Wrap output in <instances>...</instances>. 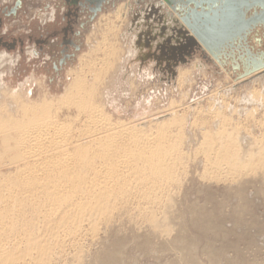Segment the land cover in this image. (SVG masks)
I'll return each mask as SVG.
<instances>
[{
    "label": "rangeland",
    "instance_id": "1",
    "mask_svg": "<svg viewBox=\"0 0 264 264\" xmlns=\"http://www.w3.org/2000/svg\"><path fill=\"white\" fill-rule=\"evenodd\" d=\"M16 2L0 0V55L7 56L0 61V94L6 90L0 108L14 104L6 97L13 90L28 103L40 102L44 94L54 100L61 96L81 57L89 52L93 59L104 58L103 51L91 53L101 41V17L123 3L128 15L113 41L115 68L101 74L98 100L113 121L151 120L154 127V120L172 110L180 118V125L167 130L171 143L179 140L171 166L175 181L157 194L159 200L119 204L110 218L99 221L97 233L92 236L85 224L82 233L91 234L65 238L64 251H56L46 264H264V69L242 77L239 61V70H233L230 58L215 59L200 44L182 56L186 46L179 52L176 36L167 40V28L159 30L162 23L178 26L165 3L158 7L161 0H106L96 13L82 8L85 0L70 5L20 0L21 7L9 14ZM68 28L69 43L63 39ZM257 34L263 40L257 47L247 39L253 52L264 51V33ZM170 48L172 54L165 56ZM181 68L190 76L177 81ZM252 90L263 98L248 100ZM221 142L230 148L220 149ZM232 148L237 160L244 157L242 164L229 160L237 154ZM140 204L145 212H139Z\"/></svg>",
    "mask_w": 264,
    "mask_h": 264
},
{
    "label": "bare ground",
    "instance_id": "2",
    "mask_svg": "<svg viewBox=\"0 0 264 264\" xmlns=\"http://www.w3.org/2000/svg\"><path fill=\"white\" fill-rule=\"evenodd\" d=\"M122 8L123 3L111 16H102L99 21L103 26L101 41L95 42L91 53L103 51L104 58L93 59L87 55L89 52L81 57L79 67L69 73L70 84L57 99H48L44 94L40 102L28 103L14 90L6 92L14 104H9V109L0 108V264L49 263L56 251H64L65 238L78 234L85 224L93 236L99 221L108 215L110 218L121 207L119 204L132 199L154 202L159 192L175 181L171 166L176 163L179 140L174 142L176 146L171 143L172 135H167V130L169 125H180L176 112L157 118L151 127V120L113 121L104 101L98 100L99 86H103L101 74L115 68L113 41L128 15ZM188 38L195 41L189 32ZM171 50L165 56L172 54ZM5 57L7 60L5 54L0 55V61ZM189 76V71L181 68L177 81ZM247 96L254 102L263 98L257 90ZM144 124L147 128L141 127ZM228 146L222 143L219 148ZM237 155L238 152L230 155L229 160L237 164L243 157L237 160ZM234 163L229 162L232 166ZM138 206L140 213L146 211L143 204Z\"/></svg>",
    "mask_w": 264,
    "mask_h": 264
},
{
    "label": "water",
    "instance_id": "3",
    "mask_svg": "<svg viewBox=\"0 0 264 264\" xmlns=\"http://www.w3.org/2000/svg\"><path fill=\"white\" fill-rule=\"evenodd\" d=\"M163 3L177 15L174 23L185 27L182 34L190 32L213 58H230L233 70L239 61L242 77L264 69V51L253 52L247 41L254 28L264 30V0H161L158 7Z\"/></svg>",
    "mask_w": 264,
    "mask_h": 264
},
{
    "label": "crops",
    "instance_id": "4",
    "mask_svg": "<svg viewBox=\"0 0 264 264\" xmlns=\"http://www.w3.org/2000/svg\"><path fill=\"white\" fill-rule=\"evenodd\" d=\"M163 24V23H162ZM162 24H159V30L161 29V30H163V29H166V26H162ZM165 25V24H164ZM161 26V27H160ZM170 28V29H169ZM176 27H168V31H169V36H167V40H170V39H172L174 36L173 35H175V36H179V43L178 44H175L176 45V47H178L179 49H178V51L180 52V50L182 49V50H184V47L186 46V48H185V50L183 51V54H182V56L183 55H188V54H190V52L193 50V47H195L196 46V42L194 41V40H189V38H188V33L186 32L185 34H181V26H177V28L175 29ZM175 31V32H174ZM174 33V34H173ZM190 33V32H189ZM191 34V33H190ZM194 38V37H193ZM195 39V38H194ZM147 42H148V39H147ZM200 48V47H199ZM181 56V55H180Z\"/></svg>",
    "mask_w": 264,
    "mask_h": 264
},
{
    "label": "flooded vegetation",
    "instance_id": "5",
    "mask_svg": "<svg viewBox=\"0 0 264 264\" xmlns=\"http://www.w3.org/2000/svg\"><path fill=\"white\" fill-rule=\"evenodd\" d=\"M73 1L77 2V1H81V0H73ZM101 1H103V0H87L86 2L88 3V5L86 3H83V2H80V3H82V5H81L82 8H85L88 12L96 13L102 6L100 4ZM71 2H72V0H64V5L65 4L70 5ZM20 7H21V2H20V0H17L14 8L9 11V14L14 15ZM69 38H70V28L64 30V33H63V39L65 40V42L67 41L69 43V41H68ZM64 56H66V54H64ZM59 66H61V64ZM54 68L56 69L57 66H54Z\"/></svg>",
    "mask_w": 264,
    "mask_h": 264
},
{
    "label": "built area",
    "instance_id": "6",
    "mask_svg": "<svg viewBox=\"0 0 264 264\" xmlns=\"http://www.w3.org/2000/svg\"><path fill=\"white\" fill-rule=\"evenodd\" d=\"M256 32H257V33H258V32H262V33H264V30H263L262 27L258 26V27L254 28V29L251 31V33H250L249 36L252 38V41L255 42V47H257L256 45L261 44V43H259L260 41H261V42L263 41L262 39H260V37L258 36V34H257Z\"/></svg>",
    "mask_w": 264,
    "mask_h": 264
}]
</instances>
